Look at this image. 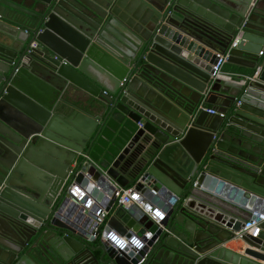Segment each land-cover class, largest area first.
<instances>
[{"label": "water", "instance_id": "water-1", "mask_svg": "<svg viewBox=\"0 0 264 264\" xmlns=\"http://www.w3.org/2000/svg\"><path fill=\"white\" fill-rule=\"evenodd\" d=\"M261 3L0 0V263H264V220L237 235L264 217ZM219 56L250 72L213 78ZM73 184L143 245L95 244ZM129 186L159 224L115 205Z\"/></svg>", "mask_w": 264, "mask_h": 264}, {"label": "built area", "instance_id": "built-area-1", "mask_svg": "<svg viewBox=\"0 0 264 264\" xmlns=\"http://www.w3.org/2000/svg\"><path fill=\"white\" fill-rule=\"evenodd\" d=\"M239 38L236 37L231 48H235L238 44ZM258 56H263V51L260 52L258 54ZM226 58L227 56H219V61L216 64V66L213 67V75L212 77L215 78L217 77L218 74H220L222 67L224 66L225 62H226ZM208 112L210 114H218L221 117L224 116V114L222 112H219L217 110H208ZM74 189H78V193L76 191H74ZM69 193H71L73 196H75L78 200H83L84 198H87V204L85 205V208L87 210H91L94 209L93 211V217L90 219V223H91V227L92 230L90 232V237L93 240H97L98 237L96 236V232L97 230H100V227H102L104 225V223L106 222L109 213L106 211V207L103 204H100V202H96L95 200H93L92 198H89L86 196V192L84 189H82L81 187H79L78 185H71L69 188ZM80 195V196H79ZM113 197L115 199V205L116 206H130V205H135L137 206L139 209H141V211L143 212V214L148 218V220L152 221L155 224H159L163 219H164V214L161 213V210L154 208L153 206H151L150 204H148L146 202V193L144 192V190H136L135 187H130V188H126V189H116L113 193ZM157 212L160 213L159 216H157ZM264 220V217L261 216L260 220H256V219H250L245 225L244 227L237 233L238 236H248L251 238H257L261 232L260 229V224L261 222ZM111 235L112 233H109L106 237L104 232H103V236H100V238L105 239L107 238L108 240H111ZM147 239H150L151 234L147 233L146 235ZM133 239H136L137 241H139V243H141V245H143V242L140 241L138 238L136 237H132L131 241ZM125 240V246H129L128 243L129 241L124 237ZM113 242V241H112ZM115 244V242H113ZM116 245V244H115ZM117 246V245H116ZM119 247V246H117Z\"/></svg>", "mask_w": 264, "mask_h": 264}, {"label": "crops", "instance_id": "crops-1", "mask_svg": "<svg viewBox=\"0 0 264 264\" xmlns=\"http://www.w3.org/2000/svg\"><path fill=\"white\" fill-rule=\"evenodd\" d=\"M261 1H262L261 5H264V0H261ZM262 51L264 52V47L262 48ZM261 59L264 60V54H263V56H261ZM222 72L225 73L226 75L227 74H239L244 79L243 76L244 75H247L248 72H250V71L248 69H246V68H243V67H238V66H235V65H232V64L225 63L224 66H223V68H222ZM213 109L214 110H217V111H221V109H219L216 106H214ZM130 187L131 186H129L128 188H130ZM86 196H87V193H86ZM146 196H147L146 197V202L148 204H150L151 206H153L152 200H151V196L149 194H146ZM73 197L77 200V202H80V200H78L75 196H73ZM130 206H134V205H130ZM154 208H156V207H154ZM207 210L208 209L202 207V205L196 204L195 208L193 209V212L195 214H197V215H201V214L206 213ZM161 213H163V212L161 211ZM89 228L92 230V227L91 226H89ZM103 232L105 234L104 237H106L109 233H112V234L115 233L119 237H121V238L124 239V237L120 236L117 232H115L114 229L108 227L106 225V222L104 223V225L102 227H100V236H103ZM106 239L107 238H105L104 240H106ZM106 241L110 242L112 245H114L115 247H117L112 241H110L108 239ZM223 248L228 249V250H230L231 252H233L235 254H238L240 256H243V250L246 248V246L242 242H240V241H230V242H227L226 244H224L223 245ZM250 260H252V259H250ZM255 262L258 263V264H264L263 262H260V261H255Z\"/></svg>", "mask_w": 264, "mask_h": 264}, {"label": "clouds", "instance_id": "clouds-1", "mask_svg": "<svg viewBox=\"0 0 264 264\" xmlns=\"http://www.w3.org/2000/svg\"><path fill=\"white\" fill-rule=\"evenodd\" d=\"M77 189H74V191H76ZM78 193V191H76ZM158 216V215H157ZM111 240L113 242H115L116 245H119V246H123L125 244V240L121 237H119L117 234L113 233L111 235ZM132 243L133 244H136L138 245L139 244V241H137L136 239H133L132 240Z\"/></svg>", "mask_w": 264, "mask_h": 264}, {"label": "trees", "instance_id": "trees-1", "mask_svg": "<svg viewBox=\"0 0 264 264\" xmlns=\"http://www.w3.org/2000/svg\"><path fill=\"white\" fill-rule=\"evenodd\" d=\"M98 240H99V239H97L94 243H95V244H98ZM0 264H1V263H0Z\"/></svg>", "mask_w": 264, "mask_h": 264}, {"label": "snow or ice", "instance_id": "snow-or-ice-1", "mask_svg": "<svg viewBox=\"0 0 264 264\" xmlns=\"http://www.w3.org/2000/svg\"><path fill=\"white\" fill-rule=\"evenodd\" d=\"M76 191H79V190L77 189ZM156 214H157L158 216L160 215V213H159V212H157Z\"/></svg>", "mask_w": 264, "mask_h": 264}]
</instances>
